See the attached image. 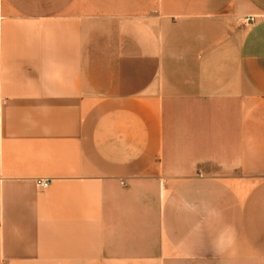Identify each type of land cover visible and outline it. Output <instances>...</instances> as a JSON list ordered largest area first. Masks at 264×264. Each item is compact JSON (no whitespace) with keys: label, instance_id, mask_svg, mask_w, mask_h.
Here are the masks:
<instances>
[{"label":"crops","instance_id":"crops-1","mask_svg":"<svg viewBox=\"0 0 264 264\" xmlns=\"http://www.w3.org/2000/svg\"><path fill=\"white\" fill-rule=\"evenodd\" d=\"M0 264H264V0H0Z\"/></svg>","mask_w":264,"mask_h":264},{"label":"built area","instance_id":"built-area-1","mask_svg":"<svg viewBox=\"0 0 264 264\" xmlns=\"http://www.w3.org/2000/svg\"><path fill=\"white\" fill-rule=\"evenodd\" d=\"M36 186L43 190L49 186V182L47 180H37Z\"/></svg>","mask_w":264,"mask_h":264}]
</instances>
